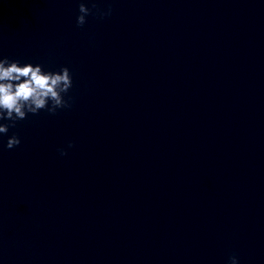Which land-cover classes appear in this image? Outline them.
I'll list each match as a JSON object with an SVG mask.
<instances>
[{
	"label": "clouds",
	"instance_id": "obj_1",
	"mask_svg": "<svg viewBox=\"0 0 264 264\" xmlns=\"http://www.w3.org/2000/svg\"><path fill=\"white\" fill-rule=\"evenodd\" d=\"M79 13L76 23L82 27L90 9L81 3ZM71 87L72 75L67 67H62L59 72H46L40 64L21 65L19 61L0 58V120L10 122L0 124V133L7 134L10 127L26 119L29 113L37 114L47 110L55 114L57 109L70 107L64 95ZM19 144V137L13 135L8 139L6 147L12 149ZM60 151L61 155L66 154L64 150ZM230 264H238L236 256L230 258Z\"/></svg>",
	"mask_w": 264,
	"mask_h": 264
}]
</instances>
